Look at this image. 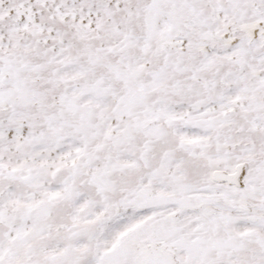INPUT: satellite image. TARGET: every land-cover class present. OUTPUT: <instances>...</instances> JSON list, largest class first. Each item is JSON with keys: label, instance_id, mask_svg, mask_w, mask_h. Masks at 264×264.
<instances>
[{"label": "snow or ice", "instance_id": "snow-or-ice-1", "mask_svg": "<svg viewBox=\"0 0 264 264\" xmlns=\"http://www.w3.org/2000/svg\"><path fill=\"white\" fill-rule=\"evenodd\" d=\"M0 264H264V0H0Z\"/></svg>", "mask_w": 264, "mask_h": 264}]
</instances>
